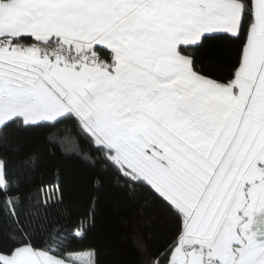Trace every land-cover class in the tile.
Masks as SVG:
<instances>
[{"label": "snow or ice", "instance_id": "obj_1", "mask_svg": "<svg viewBox=\"0 0 264 264\" xmlns=\"http://www.w3.org/2000/svg\"><path fill=\"white\" fill-rule=\"evenodd\" d=\"M38 130L166 210L142 264H264V0H0V264H101Z\"/></svg>", "mask_w": 264, "mask_h": 264}, {"label": "trees", "instance_id": "obj_2", "mask_svg": "<svg viewBox=\"0 0 264 264\" xmlns=\"http://www.w3.org/2000/svg\"><path fill=\"white\" fill-rule=\"evenodd\" d=\"M16 143L22 153L39 155L37 185L61 180L65 189V215L75 220L95 209L96 226L80 246L98 248L101 264H142L146 250L156 251L163 246L166 235L162 217L166 210L162 206L161 216L143 213L138 204L126 200L110 184L97 192L92 186L93 170L72 155L71 144L66 148L50 144L45 130L22 134ZM5 242H8L6 237Z\"/></svg>", "mask_w": 264, "mask_h": 264}]
</instances>
